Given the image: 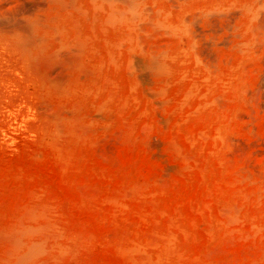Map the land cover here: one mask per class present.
<instances>
[{"label":"rangeland","instance_id":"rangeland-1","mask_svg":"<svg viewBox=\"0 0 264 264\" xmlns=\"http://www.w3.org/2000/svg\"><path fill=\"white\" fill-rule=\"evenodd\" d=\"M0 264H264V0H0Z\"/></svg>","mask_w":264,"mask_h":264}]
</instances>
